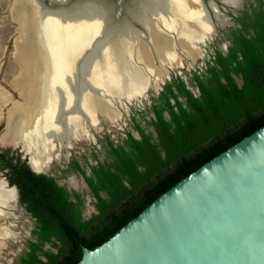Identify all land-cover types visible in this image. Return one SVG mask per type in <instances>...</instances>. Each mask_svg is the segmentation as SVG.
Here are the masks:
<instances>
[{
    "label": "trees",
    "instance_id": "trees-1",
    "mask_svg": "<svg viewBox=\"0 0 264 264\" xmlns=\"http://www.w3.org/2000/svg\"><path fill=\"white\" fill-rule=\"evenodd\" d=\"M252 20L241 21L226 55L216 52L207 71L194 73L198 97L182 81L177 89L186 106L177 99L170 105L161 94L172 119L165 121L157 111L162 150L142 134L145 146L130 137V146H110L111 161L93 167L87 182L98 199V213L91 219L82 221L79 195L72 201L53 178L34 173L18 152L0 150V172L16 187L35 224L34 241L14 264H78L83 247L104 243L176 183L264 126V11ZM234 77H240V86Z\"/></svg>",
    "mask_w": 264,
    "mask_h": 264
},
{
    "label": "bare ground",
    "instance_id": "bare-ground-1",
    "mask_svg": "<svg viewBox=\"0 0 264 264\" xmlns=\"http://www.w3.org/2000/svg\"><path fill=\"white\" fill-rule=\"evenodd\" d=\"M30 1L14 0L12 3L19 32L13 59L18 70L15 86L20 88L22 102L11 104L2 116L5 129L0 137V146H14L15 143L23 146L30 153V165L39 172L44 171L50 161L67 158L62 153L59 157V142L63 141L68 150L82 134H88L79 108L88 116L89 121L86 120L91 127L95 113L106 110V100L99 99L93 90L88 92L85 87L87 81L91 82L88 75L96 71V58L88 65L91 70L88 73L84 71L82 93L78 94L76 89L73 91L69 85L71 70L78 66H73V63L79 60L82 49L99 34L103 40L98 47L100 43L95 41L94 52L99 49L109 54L115 71L111 81L114 88L110 92L113 95H133L139 93L137 91L146 85L147 79L156 78L157 67L172 66L175 53L177 58L183 48L195 50V46H190L183 39L185 33H190L189 38L196 42L211 32L207 15L197 0H140L133 15L124 21L125 26L111 30L110 34L104 32V26L107 18L113 16L109 10L114 11V8L111 5L107 14L102 6L107 0H92L73 8H65L70 0H51V5L56 7L54 4H57L58 7L48 10H43L37 0ZM221 1L228 6H238L237 0ZM218 20L221 22L220 18ZM138 38L152 43L159 59L156 66ZM124 50L138 52L143 66L132 65L129 56L123 58ZM117 52H120V58L116 56ZM79 67L82 74L83 65ZM11 83L14 87V79ZM153 88H157V84ZM11 101L7 93L0 92L1 109ZM70 182L77 186L76 181L71 179ZM1 192L0 222L6 219L5 211L18 209L15 192ZM12 236L10 229L0 224V250L4 240Z\"/></svg>",
    "mask_w": 264,
    "mask_h": 264
},
{
    "label": "water",
    "instance_id": "water-1",
    "mask_svg": "<svg viewBox=\"0 0 264 264\" xmlns=\"http://www.w3.org/2000/svg\"><path fill=\"white\" fill-rule=\"evenodd\" d=\"M89 1L92 0H71L65 8L84 6ZM107 1L102 5L107 14L111 5L114 8V11L109 10L113 16L107 18L104 26V32L109 33L125 26L123 17L129 19L136 0ZM120 1L122 10L118 8ZM37 2L43 10L58 7L57 4L52 6L51 0ZM208 21L211 32L198 38L194 44L198 52L211 42L216 32V24ZM16 33L18 35V26ZM138 39L142 40L156 66L158 59L152 43L145 38ZM95 40L101 44L102 35L99 34ZM87 47L91 49V44L88 43ZM88 48L81 53L72 84L78 94L82 93L84 71L88 73L91 70L88 65L96 58V71L88 75L91 82L87 81L85 87L88 92L93 90L99 99L106 100L113 110V116L95 113L94 129L83 117L87 133L95 136V129L104 126L106 121L113 123L116 117L126 118L130 106L141 103L150 92L157 94L169 76L160 78L159 82L150 77L137 91L139 93L113 95L110 91L114 88L111 81L115 71L112 70L110 55L99 49L90 54ZM180 55L188 58L192 68L195 67L189 54ZM116 56L120 58V52ZM122 56L125 59L129 56L135 67L143 66L136 51L124 50ZM79 64L83 65L82 74ZM169 74L174 76L172 69ZM58 146L61 147L59 151L66 150L63 141ZM15 148L27 157V165L34 173L48 174L49 165L46 172L35 171L30 165V153L17 143L12 149ZM0 190L2 194L13 190L15 204L24 212L15 187L0 179ZM78 264H264V126L176 183L104 243L92 250L83 247Z\"/></svg>",
    "mask_w": 264,
    "mask_h": 264
},
{
    "label": "flooded vegetation",
    "instance_id": "flooded-vegetation-1",
    "mask_svg": "<svg viewBox=\"0 0 264 264\" xmlns=\"http://www.w3.org/2000/svg\"><path fill=\"white\" fill-rule=\"evenodd\" d=\"M116 1L117 0H112L111 2L115 3ZM138 2H140V0H136L135 4ZM197 2L203 8L207 18L213 24H216V32L213 35V39L203 49L205 58L202 62L203 64L201 68H198L195 64L194 68H192V66L190 67L191 71L186 70V72L189 71L187 73L183 72L182 75H171L168 80H165L157 94H152V92H150L151 94L148 95L141 103L136 104L135 106H130V110L127 112L126 118L124 116H119L115 118L113 123L106 121L107 123L109 122L114 125L113 128L116 127V130H122L120 135L112 137L109 134H105L103 137H99L97 133V135H93V141L91 142H86L83 138L82 141L74 144V146L70 147L67 151H59V155H61V153L62 155H67V160H62V163H56V161L50 162L48 174H42L53 178L59 187H62L67 191L72 201H75L74 194L79 195L83 201L81 209L82 221H87L91 219L93 215L98 213V199L90 189L87 179L93 176V167H97L99 163L104 164L111 161L109 154L110 146H113L114 148L119 146H130V137L134 140L142 142L141 144H137L138 146H145V142L142 141L143 134L149 137V142L152 146H157V149L162 150L158 136L159 132L164 130L162 129V126L159 127L157 111L161 112L162 118L165 121L170 123L172 119L169 111V105L163 100L165 98H163L161 94H166V98L169 100L170 105L174 106L177 99V101L186 106V98L179 95L177 89L179 81H182L186 89L191 92L194 97H198L200 92L197 81L194 79V73L201 75L207 71V63L212 62L215 59L216 52H221L223 55L227 54L228 46L231 45L233 34L236 30L242 28L241 21H247L248 23L252 22L255 13L264 11V0H237L236 5L238 6H228L221 0H197ZM118 4V8L122 10V2L120 1ZM136 7L131 9L130 16H132L136 11ZM218 18L221 19L222 23L218 20ZM123 19L126 21L128 18H125L124 16ZM191 46H194V44ZM201 55H203V53ZM234 79L240 86V77H234ZM174 109L177 110V106L174 107ZM121 120H123V123L120 126L119 123ZM171 125L172 130L174 128V124ZM104 126L106 125L104 124ZM110 128H112L111 125ZM83 145L89 146V148H86L85 152L80 153L77 149L80 148L79 146ZM16 151L21 153L20 150ZM159 154L164 158L163 151ZM74 162L77 166H75ZM55 166H57V169H54ZM0 179H4L6 181L5 177ZM71 179L77 182L76 187L71 184ZM125 184L127 183L125 182ZM99 196L101 198L106 197L103 191L99 192ZM20 205L23 207L24 213L27 214L30 220L33 221L32 228L29 232V239L26 242L28 244L29 241H34L31 235L35 228L34 219L31 218V215L26 211L25 207L21 203ZM46 246H49L50 248V245H45L44 249H49L46 248Z\"/></svg>",
    "mask_w": 264,
    "mask_h": 264
},
{
    "label": "rangeland",
    "instance_id": "rangeland-1",
    "mask_svg": "<svg viewBox=\"0 0 264 264\" xmlns=\"http://www.w3.org/2000/svg\"><path fill=\"white\" fill-rule=\"evenodd\" d=\"M12 3H14V0H0V89L5 94L7 93V95H9L12 99V101L9 104L3 106L2 116H5L6 112L11 107L10 106L11 104L22 102V99L19 95L20 88L15 86L16 80L18 79V76H17L18 70L16 69V64H15V61L13 59H14V51H15V47H16L15 45H16V42L18 41L19 32L17 35L16 27L18 25H17V22L14 20L13 4ZM185 34L186 35L184 37V40L186 42H188L190 46L192 44H195V42H193L191 40V38H189L190 33H185ZM95 41L96 40H94L93 42L90 43L91 49H89L87 46H85L82 49V52H84L85 50H87L86 48H88V50H91L90 52L93 53L95 45H96ZM100 45L101 44L97 45V47ZM196 50L197 49H195V50H188L187 49L186 50L185 48H183L182 50H180L181 51L180 54H184V53L186 54L187 53L191 57L193 56L192 57L193 62L196 64V66L198 68H201V66L203 64L202 62L205 58V55H204L203 50H201V52L200 51L198 52ZM200 53L201 54L203 53V55H201ZM180 54L177 55V58H176V53H175V60L172 62V66H167V68L163 67L162 69H159V67H157L156 79L160 80V77L162 79H166V78H168V76L170 78L171 75L169 73H170L171 69H172L173 75H182V73L186 72V70L191 71V68H190L191 64H190L189 60H187L185 57H182ZM158 55L160 57V54H158ZM80 56H81V54L79 55V58H80ZM198 58H200V59H198ZM158 61H159V59H158ZM77 63H78V60L75 61V63H73V66L76 67L78 65ZM160 66H162V65H160ZM181 67H184V68L183 69H177V68H181ZM74 71H75V68H74V70H71V75L69 77V79H70L69 85L73 89V91L75 90V88L72 84L73 77H74L73 76ZM189 71H187V72H189ZM13 79H14V87L12 86V83H11ZM82 84L83 83H81V86H82ZM79 99H80V96H79ZM79 111H80V115L82 117V121L84 123L83 117L85 116L84 118L88 119V116L80 108H79ZM81 113L84 116H82ZM98 113H101L104 116L105 115L106 116H108V115L113 116V110L108 105L107 101H106V110L105 111H99ZM88 121H89V119H88ZM95 123H96V119L94 118V122L92 125L93 129L95 128ZM122 123H123V120H121L119 125L121 126ZM104 124L106 126H100V128L95 129L96 132L98 133L99 137H103L105 134H109L112 137L120 135V132L122 130H116V127L113 128L114 125H112L109 122L108 123L105 122ZM110 125L112 126V128H110ZM4 127H5V120L3 117L2 120L0 121V135L3 134ZM88 135H90V134L88 133L86 136L82 134V137H80L76 143H78L79 141H82L83 138H84V141H86V142L93 141V136L90 135V137H89ZM79 147L80 148H78L77 151H79L80 153L85 152V149L89 148V146H85V145L79 146ZM12 148H14V146H12V145L11 146H9V145L0 146V150L10 149L12 152L19 150V148L18 149H16V148L12 149ZM18 154L21 156L22 159H24L25 161L27 160V157L22 152L21 153L18 152ZM59 157H60V155H59ZM67 158L66 159H63V158L58 159L57 161H59V160H61V161H59V162L56 161V163H62V160L66 161ZM50 162H52V161H50ZM46 168H47V165H46ZM46 168L42 172H46ZM54 169H57V166H55ZM0 178H4L1 173H0ZM5 214H6V219L2 220V222H0V224H2L3 227H6L8 230L10 229L13 236H12V238H7L4 240L5 244H3V247H2L4 249L0 252V264H14L15 259L22 253V251H24L26 249V244H27L26 242L29 239V232H30V229L32 228V222L33 221L30 220L29 216L27 214H25L22 210H20L19 207L17 210L8 209L7 211H5ZM9 226H11V227H9Z\"/></svg>",
    "mask_w": 264,
    "mask_h": 264
},
{
    "label": "crops",
    "instance_id": "crops-1",
    "mask_svg": "<svg viewBox=\"0 0 264 264\" xmlns=\"http://www.w3.org/2000/svg\"><path fill=\"white\" fill-rule=\"evenodd\" d=\"M0 92H2V90H1V89H0ZM0 109H1V107H0ZM0 111H1V112H0V115H1V116H0V121H1V120H2V118H3V117H2V109H1Z\"/></svg>",
    "mask_w": 264,
    "mask_h": 264
}]
</instances>
